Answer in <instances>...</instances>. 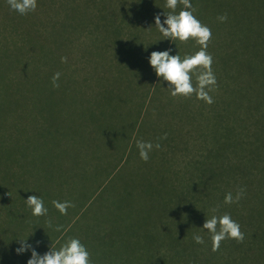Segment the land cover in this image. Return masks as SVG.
Listing matches in <instances>:
<instances>
[{"label":"trees","instance_id":"16d2710c","mask_svg":"<svg viewBox=\"0 0 264 264\" xmlns=\"http://www.w3.org/2000/svg\"><path fill=\"white\" fill-rule=\"evenodd\" d=\"M80 1L83 7H91L90 11L94 10V15L82 12L78 8ZM94 1L79 0L77 3L73 0H37L35 12L20 15L10 9L7 0H0V147L6 146L2 142L6 138L2 136L9 133L8 120L13 118L18 121L16 116L23 114L22 106L29 103L28 99L33 95L35 101L26 108L28 124L20 132V128L15 126V132L17 135H35L33 139L36 147L33 146L28 153L38 160L28 170L24 165L23 169L20 167L18 170L12 165L11 171H17L10 178L7 177L8 182L2 186L4 189H0L1 207L8 213L16 208V214L22 209V194L15 193L16 184L30 195H38L44 200L48 209L47 216L55 218V228L61 227L66 216L74 217V220L66 224L67 229L54 231L45 242L17 235L12 241L4 243L7 244L6 251L16 252L20 239H27L34 247H42L59 233L57 238L61 242L57 243L60 246L69 238L80 239L91 251L93 264H264V48L259 49L262 56L254 58L255 65L263 66V69L247 70L243 63L246 60L249 62L250 52L255 46L253 43V46H241L240 42L245 39L242 34L240 37L235 36L230 24L239 15L242 19L241 12L224 13L221 2L217 3L221 9H213L211 6L204 8L191 0L196 17L212 30L208 52L213 56L212 68L218 86L215 93L211 94L215 102L208 105L195 96L175 102L177 97L169 95L168 83L158 78L151 66L148 70L145 67L146 64L150 65L149 58L153 51L169 48L173 50L184 44L178 40L165 39L158 29L155 30L156 38L150 36L148 30L153 25L145 28L143 16L148 12L154 13L151 8L137 7L133 4L134 0H103L111 4L113 13L106 14L118 25L120 32L125 33L124 37L129 29H133L138 42L142 39L148 49L143 56H133L125 46L116 53L118 47L113 40H117L120 33L118 31L112 35L101 25L100 20L95 17L97 7L93 6ZM182 7L180 5L176 12ZM259 7L264 9L262 4ZM67 10L70 12L65 14L66 24L59 16L61 11L67 13ZM169 11L170 9L166 14ZM123 13L125 18L118 22V16ZM223 14L231 17L230 21L214 24L213 18ZM233 14L236 16H232ZM248 21L251 22V19ZM252 25V35L264 34L259 23ZM88 26L89 32L93 28L98 33L103 31L108 35L106 40L113 49L111 65L102 64L95 69L104 85L98 80L91 95L102 90L107 91L108 97L112 96L115 83L111 85L110 80H118L116 70L130 62L135 61L140 70L138 88L141 99L128 106L131 108V122L127 123L124 131L119 128L113 132L109 130L110 136L106 133V140L113 149L117 145L123 147L116 159H111L102 152L108 145L100 142L104 139L102 132L95 131L96 108L92 109L94 99L91 100V95L87 96L82 86L77 89L72 77L65 78V75H61L59 88H53L51 83L55 74L54 66L58 67V55L68 58L69 50L64 47L74 48L75 38L78 39ZM82 27L85 29L80 31ZM260 34L257 35L258 39ZM124 41L126 40H119L118 43ZM192 42L195 41H188L190 44ZM195 45L199 50V45ZM177 51L183 53L181 49ZM138 53L144 52L138 50ZM75 64V59L70 55L67 62L61 65L68 67L69 70L64 68L63 71L69 73ZM222 67L224 75L220 72ZM145 73L149 74L144 76ZM234 75H237L236 83L226 81L228 76ZM240 77L243 79L240 80ZM235 86L236 91L233 93ZM66 89L74 94L76 101L64 105L65 117L60 121L54 106ZM156 94L158 101L155 100ZM220 96L222 99L218 102ZM70 110L73 112L71 116ZM90 111L92 112L89 114ZM67 132L72 133L64 135ZM95 134H102L101 139ZM165 134L166 139L163 138ZM9 136L14 135L9 133ZM79 136L87 139L83 145L78 142ZM138 140L150 141L153 145L159 143L161 148L154 147L149 154L150 159L144 162L136 146ZM8 144L12 145L9 141ZM108 157L115 164L102 179L106 171L104 163L105 160L109 161ZM32 161L31 158L28 160L30 163ZM128 166L131 167L126 173L135 170L143 176L146 195L168 202L171 204V211L153 230L154 226L147 223V215H144L142 207L152 202L149 196L140 198L139 201L143 200L145 204L139 207L141 221L135 229L136 237H133L138 249L131 251L127 261L125 258L116 259L112 253L120 242L119 238H122L120 233L123 230L115 233L113 230L112 233H108V229L106 231L107 222H102V217L106 214L108 218L114 206H101V201L114 172ZM154 169L160 172L157 173ZM80 173H88L84 181L78 177ZM97 180L100 182L97 183ZM80 185L83 188L76 189ZM240 187L245 188L246 192L239 203L225 204V195L232 192L235 196ZM101 194L102 198L98 201ZM53 200L71 201L75 207L69 208L67 215H61L53 207ZM214 208L217 209L215 213L212 211ZM23 212L27 219L32 216L27 204ZM225 213L240 224L245 240L237 243L227 239L221 243L219 251L213 252L210 234L202 227L212 215L220 216ZM57 220H60L58 224ZM25 226L20 229L23 231ZM82 231L84 232L81 233ZM86 233L92 234L94 240H89ZM108 234H112L114 239L108 241L106 254L96 258L104 251L101 250V244L95 243V238L101 241ZM194 234L202 235L205 243H195ZM37 242L39 246H36ZM30 255L31 251H27L18 258L3 263L27 264ZM101 258L103 262L100 263Z\"/></svg>","mask_w":264,"mask_h":264},{"label":"rangeland","instance_id":"374dc122","mask_svg":"<svg viewBox=\"0 0 264 264\" xmlns=\"http://www.w3.org/2000/svg\"><path fill=\"white\" fill-rule=\"evenodd\" d=\"M75 2H79V0H73ZM197 4L199 3L202 7L206 8L207 6H211L213 9L215 7L220 8L217 3H222V9L225 12L229 13H235L241 12L242 19H240V15L234 18L230 24L233 26L234 34L235 36H242L245 40L240 42L241 46H247V45H253L255 46L252 51L250 52V60L244 61V65H246L247 70H262L263 66H256L254 58L261 57L259 49L262 47L264 48V34L256 33L255 35H252L253 25L252 24H258L260 28L263 27V33H264V9L260 8L259 6L262 4L264 5V0H194ZM93 6L97 7V12L95 17L100 20L101 25L107 29V31L115 35V33H120L117 36V40H113V43L117 44L118 50L116 53L123 50V46L127 47L128 50L131 52V55L143 56L148 49L145 48V44L142 42V39L139 40L136 38L135 31L133 29H129L126 36L124 37V32L121 31L116 23H114L109 16L106 14L107 12L112 14L113 9L111 8V4L107 1L103 0H95L93 2ZM137 7L147 9L151 8L154 13L148 12L145 13L143 16V21L146 22L145 28L153 25V27H150L148 30V33L150 36L156 38L155 30L157 29L155 27V21L154 18L157 14H161V22L166 19V16L163 15V13H166L168 11V8L165 6L166 0H142V2L139 0H134V3ZM79 7L82 12H88L92 13L94 15V10H91V7L84 6L83 3L80 1L78 3ZM83 7V8H82ZM63 11L60 13V20L63 23L67 24V16L65 17V14ZM232 16H236L233 14ZM125 18V14H121L118 16V22L122 21ZM249 18L251 19V22H249ZM231 19L228 18L227 21L229 22ZM66 21V22H65ZM204 21V20H203ZM212 19L210 20V22ZM214 24H219L220 21L217 19V17L213 18ZM92 24H90V27ZM85 27L80 28L79 30H83ZM88 31V32H87ZM89 32V26L87 30L82 31V35L80 37L75 38V42L73 44V47H64L69 50V56H72V58L75 59V65L72 67L71 72L63 71L64 68L69 70L68 67H64L61 62V57H63L61 54L58 55L57 58V65L54 66L53 73H61V75H65L66 77H72L74 81H76L77 89H81L80 86H82L83 91L86 93L87 96H90L92 93V90L95 89L97 85V81L99 80V83L104 85V82H102L98 77V72L95 71V69L98 68L99 65H106L110 66L112 61V52L113 49L109 45V43L106 40V35L103 31V33H98L93 28H90ZM84 32V33H83ZM85 33L87 35L85 36ZM130 33V34H129ZM255 33V32H254ZM261 35L260 39H258ZM63 37V36H62ZM76 37V35H75ZM98 37V40H97ZM133 37V38H132ZM132 38V39H131ZM251 38V39H250ZM126 40L124 42H119L122 45H119V40ZM193 44H190L188 42L184 43L182 47H177L172 50L170 54L174 55V53L177 50H182L183 53H177L183 58L185 55H189L191 53H195L198 51L197 46L195 45V42H192ZM252 45V46H253ZM251 46V47H252ZM116 47V49H117ZM144 49L142 51V49ZM195 48V49H194ZM138 50L140 52H144L142 54L138 53ZM195 50V51H193ZM61 53V52H60ZM176 53V54H177ZM126 55V52H125ZM128 55H126L127 57ZM246 56V55H245ZM67 58V59H68ZM113 65V64H112ZM145 67L150 69V65L146 64ZM227 70V69H226ZM139 68H137V63L135 61L130 62L127 66L121 67V69L116 70L118 73V80H110V84H114V93L112 96L108 97V93L102 92V90H99L97 93L94 92V94L91 95V100L94 99V103H92V106L96 108L95 118H96V129L95 131H100L104 135V139H101L102 134H99L95 136L98 139H101V143H104L106 149H104L102 152L104 155L109 156L111 159H113L121 154L123 147L120 145H117L114 147V149L108 144V141L106 140V133L108 136L111 135L110 131H116L119 128L122 129V131L126 130L127 123H130L132 120V114L130 112V104L134 101H138L141 99L140 89L138 88L139 82H140V72ZM225 70L220 68V72L222 75H224ZM149 73H145L144 76H147ZM243 77H240V80H242ZM226 81H229L231 83H236L238 81L237 75L234 76H228ZM193 82L195 83V76L193 77ZM76 90V88H75ZM236 91V86L233 89V93ZM64 95L60 97V100L56 105L54 106V110H56V115H59V120L61 121V118L65 117V108L64 105L72 104L76 101V97L74 94H71L67 89L63 91ZM212 92L211 94H214ZM96 94V95H95ZM170 95V94H169ZM184 99V97H177L175 102H181ZM220 99H222V96H220L217 101L219 102ZM30 102L25 103L22 106V115L16 116L18 118V121H16L13 118H10L7 122V125L10 127L8 132L11 135H14L13 137L9 136V133L7 136L3 135L2 142L6 143L5 147H0V189H2L3 184L8 182L7 177H11L15 171H17L20 167L23 169L22 165L28 170L32 165L36 164L38 160L31 156V153H28L30 149H32L33 146L36 147V143H34L33 137L35 136L32 133H24L22 135H17L15 132V126L17 128H20L19 132L22 128H26L25 125L28 124V120L26 119V112L27 106L32 102L35 101L33 98V95L29 97L28 99ZM58 100V99H56ZM155 100H159L158 94L155 95ZM92 111L89 112V114ZM72 110H70V116L72 115ZM13 119V120H12ZM40 123H37L39 125ZM106 130V132H105ZM110 130V131H109ZM72 132L62 133V135H71ZM52 134V133H51ZM55 135V134H52ZM57 135V134H56ZM18 137V141H17ZM8 141L12 143V145L8 144ZM87 139L84 136V139H82L81 136H79L78 142L82 143L86 142ZM17 142H19L18 146ZM80 145V146H81ZM103 145V146H104ZM108 157V158H109ZM32 159V163L28 162L29 159ZM109 158V161L105 160L104 163V176L101 177L102 179L105 178L107 174L110 173V168L112 169V165L115 164V161L112 162ZM15 166L17 167V170L11 171V167ZM10 167V169H9ZM131 166H128L122 170H116L114 172L113 177L111 178L108 186L103 192V198L102 194L99 197V200H101V206H104L106 204H111V206H114V208L109 212L108 218H106V214L104 217H102V222H107V226H105V229L109 230L108 233H112L111 230L114 231H120L123 230L120 235L122 234V238H119V244L116 245L115 250H113V255L121 258L129 260V257L131 256V251L134 249H138V246L135 245L133 242L135 236V232L139 224L138 222L141 221L140 211L139 207L141 204H145L140 200V198L149 196L146 195V191L143 186V176L140 173H137V171H132L129 174L126 173L128 169H130ZM125 170L124 176L122 171ZM153 171H156L159 173V170L154 169ZM22 174V170H21ZM88 175V173L85 175L84 173L78 174V177L82 179V181L85 180V177ZM16 182V181H15ZM100 181L97 180V183ZM141 184L140 186L138 184ZM139 186V187H138ZM15 193L16 194H22V209L18 214H16L17 209L12 208L10 210V213L4 212L2 209V204L0 202V245L10 242L13 240V238L17 235H21L29 240L30 238H37L42 242H45L49 236L53 234L55 230V218L52 216V218H49V216H41V217H35L31 216L29 219L25 217L24 210L26 208V202L25 200L30 195L29 192L25 189H23L21 186H18L14 184ZM83 188L82 185L76 187V189ZM4 189V188H3ZM14 190V189H11ZM1 192V190H0ZM141 192V196L139 194ZM2 194V193H0ZM150 202H152L150 205L145 204L142 205L144 208V215H147L146 220L147 223L151 227L154 226L153 230L155 229L156 225H158L161 221L164 220V218L170 213L171 211V204L168 202H165L164 200H156L153 197L149 196ZM11 199V193L9 196V200ZM145 202V201H144ZM147 205V206H146ZM24 217V219L22 218ZM51 221L52 227L48 226V221ZM74 220L73 216H66L62 222H61V228L67 229L66 224L70 221ZM60 222V220H57V224ZM25 226L23 231L20 229L21 226ZM105 225V224H104ZM82 231L81 233H83ZM80 233V234H81ZM113 233V234H114ZM59 233H56L53 238H50V241L47 244L42 245V247H35L36 251L43 255L47 251L50 250V247L59 249L61 246L57 242H61L57 237H59ZM88 236L87 238L89 240H94L93 235L90 233H86ZM111 239H114L112 237V234H108L107 238L102 239L101 241L95 238L96 244L102 245V254L97 256L96 258H99L106 254L108 251V241L110 242ZM40 245V244H39ZM38 245V246H39ZM2 246V245H1ZM0 246V264H4L3 262H8L10 260H14L15 258H18L22 254H17L16 252L9 253V250H7V244H4L2 247ZM37 246V244H36ZM100 250V248H98ZM89 251V250H88ZM91 254V251H89ZM111 252V251H110ZM93 253V251H92ZM95 253V252H94ZM31 257V255L27 258V260ZM92 257V256H91ZM92 260V258H91ZM103 262V259H100V263ZM93 264V263H92Z\"/></svg>","mask_w":264,"mask_h":264},{"label":"clouds","instance_id":"9594fccd","mask_svg":"<svg viewBox=\"0 0 264 264\" xmlns=\"http://www.w3.org/2000/svg\"><path fill=\"white\" fill-rule=\"evenodd\" d=\"M10 9L20 15H28L35 12L38 7L37 0H7ZM182 5V9L177 13L176 9ZM165 6L170 11L163 15L166 16L161 22V14L154 18L155 27L159 32L170 41L178 40L186 43L189 40L195 41L199 45V50L194 54L185 55L183 58L177 53L170 54L172 49L164 51H153L150 54L149 63L154 69L158 78L168 83L170 95L172 97L191 98L195 96L197 100H202L206 104H213L214 98L211 95L217 88V78L213 71V56L208 52L209 44L212 40V30L203 24L194 14L195 9L191 0H166ZM220 22H226L227 14L217 17ZM61 62L66 63L67 57H61ZM61 73L57 72L52 77V87L59 88V79ZM195 76V83L193 77ZM166 139V134L163 137ZM140 158L147 162L150 159V152L155 147L160 149L161 145L152 144L150 141L138 140L136 142ZM246 189L240 187L237 189L235 196L228 192L224 197V203L231 205L239 203L244 197ZM27 206L31 209L35 217L47 216L48 209L45 207L44 200L38 195H30L25 200ZM52 205L61 215H67L68 209L75 207L71 201L53 200ZM215 213L217 209H212ZM48 226L52 227L49 220ZM202 229L207 230L211 237V248L213 252L220 249L221 243L227 239L235 240L237 243H243L245 234L241 231L240 224L233 220L231 215L225 213L217 216L212 215L206 219ZM56 231L61 227L56 226ZM193 240L197 244L205 243L204 237L200 234H194ZM20 246L15 249L16 253L23 254L31 251V257L27 264H92L91 254L86 246L78 238H69L59 249L50 247V250L43 255L39 254L27 239L18 240ZM39 242H37V246Z\"/></svg>","mask_w":264,"mask_h":264}]
</instances>
